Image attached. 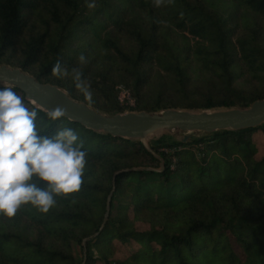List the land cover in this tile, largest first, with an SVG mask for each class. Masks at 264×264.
Instances as JSON below:
<instances>
[{
	"label": "trees",
	"instance_id": "obj_1",
	"mask_svg": "<svg viewBox=\"0 0 264 264\" xmlns=\"http://www.w3.org/2000/svg\"><path fill=\"white\" fill-rule=\"evenodd\" d=\"M0 63L109 114L248 107L264 99V0H0ZM57 63L82 72L91 101L53 75ZM119 85L135 106L121 104ZM37 109L41 134H79L84 183L47 214L28 205L0 216V264H264V125L164 136L151 142L164 169L131 170L161 160ZM113 190L106 226L84 245Z\"/></svg>",
	"mask_w": 264,
	"mask_h": 264
},
{
	"label": "clouds",
	"instance_id": "obj_2",
	"mask_svg": "<svg viewBox=\"0 0 264 264\" xmlns=\"http://www.w3.org/2000/svg\"><path fill=\"white\" fill-rule=\"evenodd\" d=\"M155 3L160 5L162 0ZM79 60L85 62L82 55ZM52 73L60 79L70 77L91 101L79 69L70 73L57 63ZM29 103L31 108L7 84L0 89V216L9 219L28 205L47 214L57 197L79 192L84 183L88 153L77 131L60 127L52 137L41 134L49 124L38 123L35 101ZM65 114L60 107L46 113L52 122L62 120Z\"/></svg>",
	"mask_w": 264,
	"mask_h": 264
},
{
	"label": "water",
	"instance_id": "obj_3",
	"mask_svg": "<svg viewBox=\"0 0 264 264\" xmlns=\"http://www.w3.org/2000/svg\"><path fill=\"white\" fill-rule=\"evenodd\" d=\"M5 84L21 89L28 100L35 101V105L45 112L60 107L65 110L67 118L91 130L140 141L161 160L160 168L135 167L131 170L162 171L164 169L163 159L151 147V142L164 137V133L180 131L208 134L264 125V99H258L248 107L201 110L167 108L157 112L126 110L123 113L109 114L72 98L67 90L57 85L39 81L21 68L0 63V85L5 86ZM180 141L187 142L188 139ZM113 194L114 190L109 195L107 212L100 231L85 238L84 245L97 237L106 226L110 217Z\"/></svg>",
	"mask_w": 264,
	"mask_h": 264
},
{
	"label": "built area",
	"instance_id": "obj_4",
	"mask_svg": "<svg viewBox=\"0 0 264 264\" xmlns=\"http://www.w3.org/2000/svg\"><path fill=\"white\" fill-rule=\"evenodd\" d=\"M117 88L119 90L118 99L121 102V104L128 106V107L135 106V99L132 96L131 91L124 85H119Z\"/></svg>",
	"mask_w": 264,
	"mask_h": 264
},
{
	"label": "rangeland",
	"instance_id": "obj_5",
	"mask_svg": "<svg viewBox=\"0 0 264 264\" xmlns=\"http://www.w3.org/2000/svg\"><path fill=\"white\" fill-rule=\"evenodd\" d=\"M164 134H165V137L167 138V140H171V141H180V140H184L186 138L188 139V141H190V140H192V138L194 139V138H198L200 136H203V133H183L180 131H171V132H167ZM159 137H157V138H159Z\"/></svg>",
	"mask_w": 264,
	"mask_h": 264
}]
</instances>
